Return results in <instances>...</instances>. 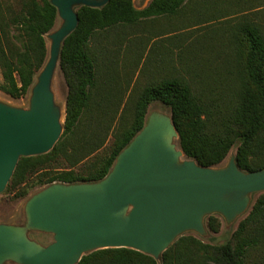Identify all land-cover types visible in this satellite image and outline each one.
Instances as JSON below:
<instances>
[{
    "label": "trees",
    "instance_id": "obj_1",
    "mask_svg": "<svg viewBox=\"0 0 264 264\" xmlns=\"http://www.w3.org/2000/svg\"><path fill=\"white\" fill-rule=\"evenodd\" d=\"M76 12L78 24L59 60L68 86L63 133L49 152L20 157L5 192L22 198L40 185L104 178L143 128L153 102L170 109L180 147L201 165L221 164L236 146L240 169H264V0H150L144 8L109 0ZM57 18L51 0H0L1 91L13 98L28 93L46 62L45 35ZM161 19L167 24L159 26ZM211 23L221 24L202 44L197 38L188 43L193 30ZM168 39L178 52L172 48L163 61L167 73L140 87V63L157 64V45ZM206 223L220 230L218 215ZM77 264H264V191L223 244L187 233L159 259L109 247Z\"/></svg>",
    "mask_w": 264,
    "mask_h": 264
},
{
    "label": "water",
    "instance_id": "obj_2",
    "mask_svg": "<svg viewBox=\"0 0 264 264\" xmlns=\"http://www.w3.org/2000/svg\"><path fill=\"white\" fill-rule=\"evenodd\" d=\"M108 1L51 0L62 23L48 34V56L29 106L0 100V193L20 157L47 153L60 139L64 124L52 79L62 44L78 24L77 7ZM178 140L171 114L153 111L104 178L54 182L34 193L25 205V224L0 223V264H77L84 254L109 247L159 259L186 232L205 233L207 215L232 222L250 207L252 194L264 191V169L244 171L235 155L225 166L201 165ZM31 230L50 233L53 240L40 244L28 237Z\"/></svg>",
    "mask_w": 264,
    "mask_h": 264
},
{
    "label": "rangeland",
    "instance_id": "obj_3",
    "mask_svg": "<svg viewBox=\"0 0 264 264\" xmlns=\"http://www.w3.org/2000/svg\"><path fill=\"white\" fill-rule=\"evenodd\" d=\"M146 2H147V0H134V3L136 4L137 7L143 6ZM61 23H62V20L58 17L53 29L49 33L54 31L55 29H57L61 25ZM158 23H159L158 24L159 26L161 24L165 25V24H167V21L161 19L158 21ZM220 24L221 23H219V24L218 23H211V24H206L205 26H203V25L198 26L197 29H195V30L192 29L194 32L192 33V36L188 39V43L193 41L194 38H197L198 41L202 44L203 39H204L203 35L205 33H208L210 30L214 29L215 27L220 26ZM49 33H47L45 35L48 51H49V46H50V39L48 37ZM201 44L199 45L200 47H201ZM157 48H158L157 52L159 53L157 64H151V63L147 64V62H143V61L140 63V69H139L140 73L138 75V84L140 87L145 85L147 81L151 80L154 77L158 78V77L164 76L167 73L168 66L164 67L163 61L165 60V63H166L169 60V57H170L169 51L172 48L174 50V53L178 52V49L174 48V46L171 44V40H169V39L164 40L163 42L159 43V45H157ZM145 52H147V50ZM145 52H144V55H145ZM200 54L202 57L203 56L202 48H200ZM145 57H146V55H145ZM213 60L214 59H212V61ZM202 62H204V61L202 60ZM146 64H147V66H146ZM142 65L144 66L143 68H141ZM39 72L40 71H38L37 74L35 75L34 82L31 85L28 93L25 96H23L21 98H13L10 95H8L5 92L0 90V100L5 102V103H8L10 105L27 108L29 106L31 88L35 84ZM206 72H207V74H211V75L215 74V71H209L208 69ZM1 82H2V74H1V69H0V83ZM52 91L54 93L56 104L59 105L62 109L61 123L64 124L65 114H66V99H67V95H68V86H67L66 81L64 79L63 73L60 70L59 64L55 70V73H54V76L52 79ZM153 111H161V112H164L166 114H170V109L166 105L162 104L161 102L151 103L149 105L147 115H149ZM112 140H113V137L110 136L106 146L104 147V149L102 148L103 149L102 153L103 152L105 153V150L107 148H109V146L112 143ZM100 151H99V153H100ZM235 151H236V146L232 147L228 156L219 165L225 166L228 163L230 157L235 155ZM47 185L48 184L40 185V186L33 188L29 192V194H27L25 197H22V198L16 197L13 194H9V193L5 192V190L3 192H1L0 193V223H7V224H14V225L25 224V222H26L25 205H26L27 200L34 193L41 190L42 188H44ZM260 193L261 192H257V193H254L251 195V205L254 202V200L256 199V197L258 196V194H260ZM251 205L243 214L238 216L232 222H227L226 219L222 215H220L218 213H214V214L218 215L220 220H221V226H220V230L218 232H214V231L209 229V227L206 223V218L208 217V215H207L205 217V220H204L205 229H206L205 233L200 234V233H197L194 231H189V232H186L185 234H187V233L195 234L201 240H203L204 242H207V243L216 244V245L223 244L232 237V234L236 230L238 223L247 214V212L251 208ZM28 237L30 239H33V240L37 241L38 243L44 244V245L48 244L49 242H51L53 240L52 234L42 232V231H37V230L28 231ZM4 264H18V263L14 262V261H6Z\"/></svg>",
    "mask_w": 264,
    "mask_h": 264
}]
</instances>
